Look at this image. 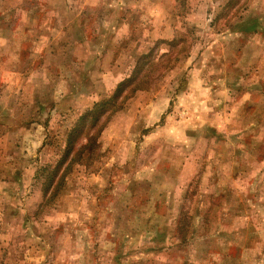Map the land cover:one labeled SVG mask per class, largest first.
I'll use <instances>...</instances> for the list:
<instances>
[{
    "label": "rangeland",
    "instance_id": "rangeland-1",
    "mask_svg": "<svg viewBox=\"0 0 264 264\" xmlns=\"http://www.w3.org/2000/svg\"><path fill=\"white\" fill-rule=\"evenodd\" d=\"M0 264H264V0H0Z\"/></svg>",
    "mask_w": 264,
    "mask_h": 264
},
{
    "label": "trees",
    "instance_id": "trees-1",
    "mask_svg": "<svg viewBox=\"0 0 264 264\" xmlns=\"http://www.w3.org/2000/svg\"><path fill=\"white\" fill-rule=\"evenodd\" d=\"M139 69H136L134 71V73L137 75L139 73ZM135 77H128L125 78L124 80H122L117 88L115 89V92L113 93L112 97L110 100H104V101H99L95 104V106L88 110L84 115H82L81 119L82 121L79 122L75 127L74 130L72 131V133L69 135L68 139H67V144L66 147L64 149L63 155H62V159L59 160L56 163L55 169L53 171H58L63 164H65V161L67 160L68 156L74 151V144L75 141H77V136L79 135V133L82 131V127L85 126L86 124L88 126H90L91 128L94 127L95 125H97L98 121L100 120V117L108 112V108L106 107L108 104L113 103V110H116L117 107L120 108V106L116 105V101L118 100L119 96L122 95L124 93V91L128 88H132L133 87V81H134ZM90 115V119H86V116ZM85 123V124H84ZM84 124V125H82ZM91 145V143H88L87 145H83L82 148L79 150V152H81L84 149H87V147H89ZM67 167V169H69L70 163H67L65 165Z\"/></svg>",
    "mask_w": 264,
    "mask_h": 264
}]
</instances>
